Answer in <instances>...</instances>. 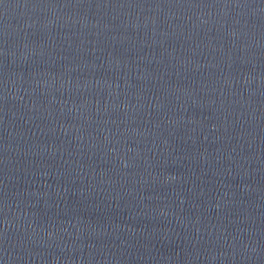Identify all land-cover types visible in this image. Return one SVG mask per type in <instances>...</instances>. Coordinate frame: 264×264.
Segmentation results:
<instances>
[{
  "label": "water",
  "instance_id": "water-1",
  "mask_svg": "<svg viewBox=\"0 0 264 264\" xmlns=\"http://www.w3.org/2000/svg\"><path fill=\"white\" fill-rule=\"evenodd\" d=\"M0 264H264V0H0Z\"/></svg>",
  "mask_w": 264,
  "mask_h": 264
}]
</instances>
